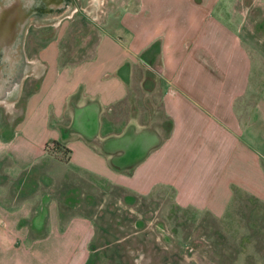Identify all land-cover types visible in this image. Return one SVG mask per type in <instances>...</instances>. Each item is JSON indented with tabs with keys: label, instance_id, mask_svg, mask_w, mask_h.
<instances>
[{
	"label": "crops",
	"instance_id": "crops-1",
	"mask_svg": "<svg viewBox=\"0 0 264 264\" xmlns=\"http://www.w3.org/2000/svg\"><path fill=\"white\" fill-rule=\"evenodd\" d=\"M73 1L72 13L97 28L92 51L62 58L55 20L0 110V264L70 254L74 238L83 264L98 214L121 194L169 191L175 206L218 217L233 189L264 203L263 106L239 37L248 0ZM141 97L156 99L155 110L137 108ZM52 141L70 151L66 163L45 152ZM251 161L254 183L238 177Z\"/></svg>",
	"mask_w": 264,
	"mask_h": 264
},
{
	"label": "rangeland",
	"instance_id": "rangeland-1",
	"mask_svg": "<svg viewBox=\"0 0 264 264\" xmlns=\"http://www.w3.org/2000/svg\"><path fill=\"white\" fill-rule=\"evenodd\" d=\"M73 9L68 5L53 21L30 19L18 39L24 56L34 55L41 42L54 35L50 33L55 20L62 58L68 56L76 60L88 55L97 38V28L86 24L79 14L72 13ZM240 9L248 13L239 37L249 47L250 89L253 92L259 90L257 95L263 106L260 118L264 121V7L254 6L253 1L248 0L243 1ZM38 25L40 27H34ZM144 99L136 98V102L139 101L137 108L145 106L154 111L157 100L153 99V104L148 101L144 104ZM253 102L254 97L250 96L247 104ZM2 107L0 105V110ZM248 115L251 121L259 120L255 110ZM2 119L0 111V121ZM243 130V140L256 147L250 129L243 125ZM257 149L264 157V143L258 144ZM262 162L264 164V159ZM253 166V161L245 162L238 177L254 183L259 170ZM119 199L118 207L105 208L98 214L101 221L96 225L92 253L83 264H264V203L237 190L233 189L224 217H218L217 209L216 215H208L204 211L179 208L173 203V194L169 191H155L148 198L121 194ZM69 242L74 244L70 254L57 248L53 255L39 256L38 261L37 256L33 257L32 264H80L82 248L76 250L81 239L74 238L66 244ZM21 251L24 253L23 249Z\"/></svg>",
	"mask_w": 264,
	"mask_h": 264
},
{
	"label": "water",
	"instance_id": "water-1",
	"mask_svg": "<svg viewBox=\"0 0 264 264\" xmlns=\"http://www.w3.org/2000/svg\"><path fill=\"white\" fill-rule=\"evenodd\" d=\"M32 0H0V105L14 100L30 65L26 63L19 36L27 29L33 17ZM62 3L63 0H37ZM56 2V3H55ZM48 3V5H49ZM20 43V44H19Z\"/></svg>",
	"mask_w": 264,
	"mask_h": 264
},
{
	"label": "flooded vegetation",
	"instance_id": "flooded-vegetation-1",
	"mask_svg": "<svg viewBox=\"0 0 264 264\" xmlns=\"http://www.w3.org/2000/svg\"><path fill=\"white\" fill-rule=\"evenodd\" d=\"M71 1V0H70ZM68 1V0H63L62 3H58V4H51L49 2H45L42 6L38 4L37 0H32L31 5L33 6V9L35 10L33 12V17L31 19H49V20H53L54 18H56L55 16H59L62 15V13L64 12V9L71 4V2H73L74 7L76 8V3L75 1ZM49 3V5H48ZM56 3V2H55ZM53 26V25H50ZM261 26V25H260ZM35 28L40 27V25L38 26H34ZM33 27V28H34Z\"/></svg>",
	"mask_w": 264,
	"mask_h": 264
},
{
	"label": "trees",
	"instance_id": "trees-1",
	"mask_svg": "<svg viewBox=\"0 0 264 264\" xmlns=\"http://www.w3.org/2000/svg\"><path fill=\"white\" fill-rule=\"evenodd\" d=\"M44 150L49 156L54 157L61 163H66L69 159L70 151L60 142H49L45 145Z\"/></svg>",
	"mask_w": 264,
	"mask_h": 264
}]
</instances>
